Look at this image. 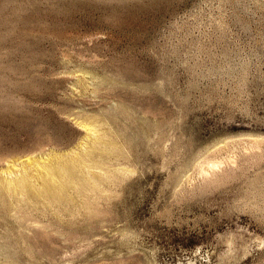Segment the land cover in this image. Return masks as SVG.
I'll return each mask as SVG.
<instances>
[{"label":"rangeland","instance_id":"obj_1","mask_svg":"<svg viewBox=\"0 0 264 264\" xmlns=\"http://www.w3.org/2000/svg\"><path fill=\"white\" fill-rule=\"evenodd\" d=\"M104 134L92 205H0V264H264V0H0V181Z\"/></svg>","mask_w":264,"mask_h":264},{"label":"bare ground","instance_id":"obj_2","mask_svg":"<svg viewBox=\"0 0 264 264\" xmlns=\"http://www.w3.org/2000/svg\"><path fill=\"white\" fill-rule=\"evenodd\" d=\"M118 152L111 136H98L86 153L62 157L46 166L39 185L28 177L0 181V205L45 210L51 207L63 208L80 200L87 208L91 204L88 201L89 193H101L103 178L113 177L111 172L103 169L105 166L102 168L103 159ZM94 169L101 171L94 172Z\"/></svg>","mask_w":264,"mask_h":264}]
</instances>
